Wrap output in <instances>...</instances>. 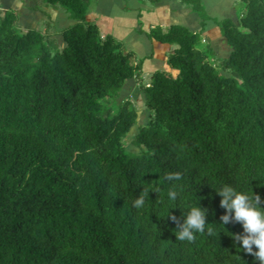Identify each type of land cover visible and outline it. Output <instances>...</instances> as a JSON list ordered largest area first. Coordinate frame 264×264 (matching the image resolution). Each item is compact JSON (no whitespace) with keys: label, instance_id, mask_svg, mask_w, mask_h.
Returning <instances> with one entry per match:
<instances>
[{"label":"trees","instance_id":"obj_1","mask_svg":"<svg viewBox=\"0 0 264 264\" xmlns=\"http://www.w3.org/2000/svg\"><path fill=\"white\" fill-rule=\"evenodd\" d=\"M31 1L74 23L60 47L49 22L20 31L15 11L0 15V264H260L233 240L241 224L230 214L223 224L215 189L253 191L264 207V0H241L237 22L216 21L225 59L184 26L152 28L175 48L148 84L142 61L87 19L96 0ZM180 1L202 26L210 19L202 0ZM131 79L148 111L134 153L137 109L117 102ZM197 202L217 234L179 241Z\"/></svg>","mask_w":264,"mask_h":264},{"label":"crops","instance_id":"obj_2","mask_svg":"<svg viewBox=\"0 0 264 264\" xmlns=\"http://www.w3.org/2000/svg\"><path fill=\"white\" fill-rule=\"evenodd\" d=\"M235 1L204 0L207 3L206 11L210 17L204 26L201 25L198 15L180 0H159L154 4H150L149 0L146 2L142 0H96L87 19L96 24L101 36H111L122 44L124 51L132 52L137 60H141L142 74L147 71L153 74L158 70L169 68L168 55L175 48V45L163 44L148 36L150 30L156 26L166 27L174 24L184 26L199 33L200 45H209L218 59L227 58L230 47L217 22L213 19L217 17L221 21L229 18L233 21L232 13L234 17H237L233 9ZM53 8L65 24L60 30L62 38L61 31L68 25H72L74 21L58 7ZM46 15L54 22V17L50 14ZM52 21H48L50 29L53 27ZM61 42L64 46L63 39Z\"/></svg>","mask_w":264,"mask_h":264},{"label":"clouds","instance_id":"obj_3","mask_svg":"<svg viewBox=\"0 0 264 264\" xmlns=\"http://www.w3.org/2000/svg\"><path fill=\"white\" fill-rule=\"evenodd\" d=\"M179 173L170 174L166 177L167 180H180ZM217 194L221 197L220 205L225 209V214L221 217L224 225L231 219L239 222L242 226L243 234H231L233 240L238 242L240 248L254 255L260 264H264V207H261V197L245 191H238L230 184H224L215 189ZM149 191L143 189L140 194L134 199L133 207L141 209L145 206L146 198H149ZM179 196V190L176 187H170L167 192L169 201H176ZM168 209L167 216L173 221L176 217L170 214ZM230 214V215H229ZM207 209L199 206L198 202L188 207L183 218V223L174 230L176 239L179 241H193L197 233L208 232L215 233L213 228L207 227L206 223ZM253 246H255L254 250Z\"/></svg>","mask_w":264,"mask_h":264},{"label":"rangeland","instance_id":"obj_4","mask_svg":"<svg viewBox=\"0 0 264 264\" xmlns=\"http://www.w3.org/2000/svg\"><path fill=\"white\" fill-rule=\"evenodd\" d=\"M142 1L146 2L147 0H142ZM202 3L206 11L207 3L204 2V0H202ZM150 4H154V3L151 2ZM45 6L41 4L38 5V7H36L31 0H0V15H2L6 10L15 11L18 14L16 30L18 29L21 31L30 28H36L44 32L46 28V23L48 21H52L46 15V14H50L51 17H54V22L52 21L53 27L52 29H50L49 34L51 35L52 39H55L57 41L59 46H62V42H61L62 38L60 37V30L65 26L64 21L59 18L58 13L54 10L53 6L48 5L49 8L48 7L46 8ZM241 8H242V1L236 0L233 8L236 11V15ZM232 14L233 15L231 18L233 19V21L237 22L236 21L237 17H234V13ZM228 17H230V15H228ZM213 20L219 21L217 17ZM151 78H152L151 72L147 71L142 74V80L145 84H148ZM138 85L139 84L136 79L129 80L123 86L122 91L119 97L117 98V102H121L122 100L129 99L137 109V124L130 130V132L126 136L127 150L133 153L138 151V149L132 144L133 137L137 133L139 125L145 124L147 122V117H148V111L144 106L145 97Z\"/></svg>","mask_w":264,"mask_h":264}]
</instances>
